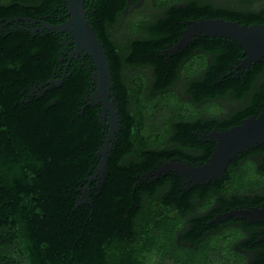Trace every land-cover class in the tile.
<instances>
[{"label":"trees","instance_id":"16d2710c","mask_svg":"<svg viewBox=\"0 0 264 264\" xmlns=\"http://www.w3.org/2000/svg\"><path fill=\"white\" fill-rule=\"evenodd\" d=\"M139 1L85 0L119 114L104 176L91 179L108 131L88 103L93 63L70 59L69 34L43 26L66 20L67 0H0V264H228L220 259L230 231L209 220L264 203V142L220 179L186 186L168 172L143 180L159 161L205 162L214 148L206 134L262 109L264 57L243 70L236 42L203 35L173 55L167 48L188 20L264 23V0H150L159 18L126 23ZM227 100L236 105L224 112ZM197 202L210 210L195 213ZM237 224L235 263L264 264V220Z\"/></svg>","mask_w":264,"mask_h":264},{"label":"water","instance_id":"95a60500","mask_svg":"<svg viewBox=\"0 0 264 264\" xmlns=\"http://www.w3.org/2000/svg\"><path fill=\"white\" fill-rule=\"evenodd\" d=\"M66 15V20L60 24L52 25L43 22V26L56 33L67 32L74 44L70 57L83 54L88 56L93 63L94 71L91 73V78L95 89L88 103H94L100 107L98 115L103 125H107L108 131L97 152L100 160L91 179L103 178L107 168L108 152L119 131V114L116 109L115 96L111 91L113 83L110 63L103 43L100 42L87 19L85 0H67ZM184 24L186 27L180 38L167 48L170 55L184 49L194 38L203 35L236 42L243 50L244 57L240 59L238 65L243 70L249 69L252 63L264 57V23L246 24L219 17H203L189 20ZM205 136L214 143L213 151L205 162L193 164L174 158L160 162L145 175L157 176L174 172L187 185H198L212 179L222 178L225 175V169L238 154L248 151L254 144L264 142V103L256 115H250L240 123L223 130L213 129ZM230 216L251 221L264 220V203L221 214V217Z\"/></svg>","mask_w":264,"mask_h":264},{"label":"flooded vegetation","instance_id":"af4514ba","mask_svg":"<svg viewBox=\"0 0 264 264\" xmlns=\"http://www.w3.org/2000/svg\"><path fill=\"white\" fill-rule=\"evenodd\" d=\"M149 2H147V0H140L139 1V3L137 4V5H135L134 7L132 6L130 9H129V12L127 13L128 15H130L129 17H128V19H126V23H129V22H136V20L138 19V20H140V19H144V18H159L160 17V14L162 13V11L161 10H159V9H157V8H155L152 4H153V2L152 1H150V0H148ZM210 1H212L213 3H215V4H217V5H224V4H226V3H228V2H230V1H227V0H210ZM231 4H234L235 2L234 1H231L230 2ZM178 5H182L181 4V2L180 3H178ZM145 6H147L148 7V9L150 10L149 12V14H146V13H143V12H139V15L138 16H136V13H137V10H141L142 8H144ZM131 13V14H130ZM142 14H145V15H142ZM134 17H138V18H134ZM137 20V21H138ZM189 21V20H188ZM185 22H187V21H185ZM184 22V23H185ZM121 25H122V21H121ZM120 26V25H119ZM123 33H125L126 31L125 30H123L122 31ZM127 34H130L129 32H127ZM200 36V35H199ZM198 36V37H199ZM116 39H117V34H116V36H114ZM195 39V38H194ZM186 48V47H185ZM81 57V60H84L85 59V57H88V56H86V55H83V54H79V55H73L72 57H70V59H72L73 57L75 58V59H78V57ZM180 82H184V81H180ZM179 83V82H178ZM178 83H176V84H178ZM160 162H162V161H159V163ZM158 165V164H157ZM168 173V172H167ZM167 173H165V174H167ZM146 174V173H145ZM165 174H162V175H165ZM161 175V174H160ZM160 175H157V176H153V175H150V176H147V175H145V178L143 179V180H146V179H152V178H158ZM225 176V175H224ZM223 176V177H224ZM222 177V178H223ZM192 185V184H191ZM191 185H187L186 184V186H191ZM162 191V190H161ZM213 203H214V205H212V207H216L217 209H220V206H221V204H220V198H214L213 199ZM195 205L197 206L195 209H194V212L195 213H197V214H199L200 216H202L203 214H206V212L207 211H209L210 210V208H205V209H202V208H200V205H201V202L199 203V202H197V203H195ZM249 207H251V206H249ZM234 209H240V208H233V209H231V210H227V211H225V212H218V213H216L215 214V216H213L210 220H209V223L210 224H214V226H220V225H224L225 224V226H223V228H225V229H228V228H230V227H234V226H238V224H237V220H240V218L239 217H237V216H230V217H221V214H226L227 212H229V211H232V210H234ZM231 218H233L234 220L232 221V222H230L231 224L230 225H227L228 224V221L227 220H229V219H231ZM191 219L190 218H188V217H186L185 219H184V221H183V227H188L189 229L190 228H192V226H193V224H191V221H190ZM243 220H245V219H243ZM248 222H256V221H251V220H247ZM261 221V220H260ZM179 235H180V230H179ZM244 255H249L248 253H244Z\"/></svg>","mask_w":264,"mask_h":264},{"label":"rangeland","instance_id":"374dc122","mask_svg":"<svg viewBox=\"0 0 264 264\" xmlns=\"http://www.w3.org/2000/svg\"><path fill=\"white\" fill-rule=\"evenodd\" d=\"M147 2H149V1L147 0ZM149 11L150 10L148 9V7L145 6L141 10H137L136 16L139 15V12L149 14L150 13ZM142 15H145V14H142ZM136 18H138V17H136ZM122 35H123V32H119L117 34V38L122 37ZM182 90H183V83L180 82L174 86V91L181 92ZM173 101H176V99L173 98ZM235 105H236L235 102H233L232 100L222 101V107H223L222 111L224 110V112H227L230 108H233ZM161 122H162V118H161V120L158 121V124H156L155 129L159 130ZM157 130H155V131H157ZM227 230L230 231V234L227 235V236H229L228 237L229 240L228 241L224 240V244H222L223 250H222V255H221L220 261L222 260V262H228V264H236L235 262L239 260V256L237 255L236 252H234V253L229 252V245H230L229 242L232 239H234L236 236L239 235L238 228L237 227H230Z\"/></svg>","mask_w":264,"mask_h":264}]
</instances>
